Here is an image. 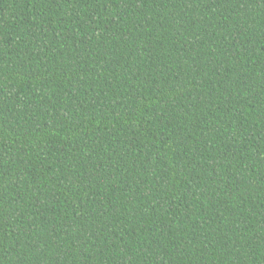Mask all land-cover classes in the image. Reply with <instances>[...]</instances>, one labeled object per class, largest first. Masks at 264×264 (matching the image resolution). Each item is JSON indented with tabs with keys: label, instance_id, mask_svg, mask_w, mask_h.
I'll use <instances>...</instances> for the list:
<instances>
[{
	"label": "trees",
	"instance_id": "16d2710c",
	"mask_svg": "<svg viewBox=\"0 0 264 264\" xmlns=\"http://www.w3.org/2000/svg\"><path fill=\"white\" fill-rule=\"evenodd\" d=\"M0 264H264V0H0Z\"/></svg>",
	"mask_w": 264,
	"mask_h": 264
},
{
	"label": "bare ground",
	"instance_id": "6f19581e",
	"mask_svg": "<svg viewBox=\"0 0 264 264\" xmlns=\"http://www.w3.org/2000/svg\"><path fill=\"white\" fill-rule=\"evenodd\" d=\"M111 2V1H110ZM114 4V3H113ZM114 7V6H113Z\"/></svg>",
	"mask_w": 264,
	"mask_h": 264
}]
</instances>
